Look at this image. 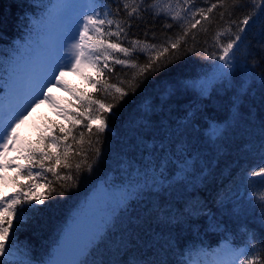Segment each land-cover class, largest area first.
<instances>
[{
    "label": "trees",
    "instance_id": "1",
    "mask_svg": "<svg viewBox=\"0 0 264 264\" xmlns=\"http://www.w3.org/2000/svg\"><path fill=\"white\" fill-rule=\"evenodd\" d=\"M50 1L0 0V71ZM92 1L96 8L104 3ZM215 2L195 0V6L207 8ZM258 2L242 0L234 18L242 19L250 12L259 16L253 7ZM219 11L211 14L212 24L201 22L208 28L207 34L199 26L193 29L195 47L189 37L186 45L166 53V66L136 81L135 91L128 82L136 69L114 66L108 82L126 88L129 95L118 102L105 92L94 95V99L116 105L114 115H109V128L100 135V143L94 144L101 154L97 158L94 150L88 153V162L93 164L90 172L85 168L77 174L74 165L80 158H74L72 169H59L60 180L45 173L56 193L61 184L71 187L66 188L65 196L53 193L43 205H35L25 213L23 222L14 225L12 239L17 249L27 253L24 259L33 264L48 262L98 185L109 178L121 183L132 173L137 181L134 193L116 209L77 264H191L193 260L202 262L225 244L241 250L239 260L259 254L264 239V181L251 173L264 167V17L247 30L232 72L212 80L206 90L195 88L190 81L217 63L207 57L215 33H223ZM151 19L147 12L134 21L136 38H142L145 22ZM168 22L172 23L170 18ZM163 23V19L155 21L158 36ZM179 32L174 25L168 35ZM221 38L226 42L228 36L222 34ZM205 48L207 52L202 51ZM145 62L141 55L138 63ZM86 82L73 83L71 93L60 96L59 104L74 110L73 92H94ZM40 113L39 128L26 135L24 144L36 143L53 124L68 126L65 118ZM80 131L85 132L83 147L87 149V131L78 127L77 138ZM20 163H24L22 158ZM14 173L15 168L5 174L4 188L9 193L16 190ZM69 173L76 178L63 179ZM45 183L38 182V192L47 191ZM19 259L13 253L0 259V264H15Z\"/></svg>",
    "mask_w": 264,
    "mask_h": 264
},
{
    "label": "snow or ice",
    "instance_id": "2",
    "mask_svg": "<svg viewBox=\"0 0 264 264\" xmlns=\"http://www.w3.org/2000/svg\"><path fill=\"white\" fill-rule=\"evenodd\" d=\"M113 5H115L114 9ZM241 6L242 0H232L231 4L228 0H216L207 8L196 7L195 0H175V5L172 0H169L164 6H161L160 0H131V2L104 0L102 7L90 11L91 14L83 15L73 39V58L66 64H61L47 81L40 83L35 90L31 91L25 109L16 114L0 130V183L6 181L2 170L15 168L12 180L16 185L15 191L0 195V259L15 253L21 257L15 261V264H33L31 259L23 258L27 256V253L15 247L12 237L15 234L14 225L23 222L25 213L33 210L35 205H43L46 199L56 193L55 184L47 179L45 173H51L60 180L59 169H72L74 158H80L74 165L77 174L85 168L89 172L92 171L93 164L88 162V153L94 150L95 156L97 158L100 156L101 149L94 147V144L100 143V135L109 128V115H114L113 109L116 106L114 103H106L93 97L100 92H105L112 95L118 102L129 95L126 88L108 82V74L113 73L114 66L121 65L124 68L136 69L128 82L129 88L135 91L139 86L135 83L136 81L141 77L147 79L149 74L158 72L166 66L164 64L166 53L178 50L182 44L186 45L189 37L193 40V47H195L196 36L193 29L199 26L207 34L208 28L201 22L212 24L211 14L219 9L218 17L223 33L221 31L215 33L213 50L207 58L218 61L214 66L213 78H224L236 66V54L245 39L247 30L257 19L264 17V0L253 4V7L259 10V16L255 12H250L242 19L234 18L237 9ZM98 8L99 11H97ZM147 12H151L152 19L145 22L142 38H136L138 33L132 31L134 21L142 19ZM197 16L199 19H196ZM169 18L172 23L168 22ZM158 19L164 20L160 36L157 35L155 28V21ZM174 25L180 29L179 34L168 35L174 29ZM222 34L228 36L226 42L222 40ZM154 40L159 42H152ZM204 43L207 44V40ZM202 51L207 52L208 49L205 48ZM117 53L123 54L124 58L115 55ZM141 55L146 58L143 64L138 63ZM82 68L95 72V75L85 74L94 92L82 95L73 92L72 95L76 101L75 109L62 107L52 98L51 88L55 84L64 87L62 78L65 70L77 72ZM204 87L205 85H201V89ZM45 102L55 104L59 115L68 121V126L53 124L51 130L41 134L36 143H21L17 129L33 109ZM78 127L87 131L89 137L87 149L83 147L85 132L80 131L77 138ZM10 150H15L18 155L8 157ZM21 158L24 163H15ZM261 163L264 164V159ZM37 168L40 170L33 171ZM251 175L258 176L264 181V167H259V170L253 171ZM21 177L25 178L23 182L20 180ZM75 178L71 173L63 177L65 180ZM41 180L46 182L44 187L47 191L44 193L37 190L38 182ZM70 187V184H61V190L56 194L63 197L66 195V188ZM251 250L255 251V245ZM237 264H264V239L260 242L259 254L247 256L239 260Z\"/></svg>",
    "mask_w": 264,
    "mask_h": 264
},
{
    "label": "rangeland",
    "instance_id": "3",
    "mask_svg": "<svg viewBox=\"0 0 264 264\" xmlns=\"http://www.w3.org/2000/svg\"><path fill=\"white\" fill-rule=\"evenodd\" d=\"M168 2L169 0H161L160 4L164 6ZM172 3L175 5V0H172ZM95 8L92 0H51L45 12L34 19L29 36L18 45V50L5 62L0 71V130L25 109L31 91L40 83L47 81L61 64H66L73 58L72 44L79 20H82L83 15L91 14L90 11ZM215 64L202 77L191 80L190 84L200 89L201 85H205L206 90L214 80ZM92 72L93 70L87 68L77 72L65 70L62 78L64 87L55 84L51 88L52 98L59 104L60 96L71 93L68 89H71L73 83V86L87 83L85 74ZM40 112L51 114L59 120L64 118L59 115L55 104L51 102L40 104L17 129L21 143H25L28 133L34 134L39 128ZM17 155L15 150L8 152V157ZM20 160L15 163H20ZM12 169L14 168L2 171L6 174ZM133 176V173L125 176L121 183L115 182L112 178L100 183L87 200L83 214L81 213L80 218L74 223L76 225L66 232L64 239L55 248L54 255L45 264H77L79 258L89 249V245L100 237L116 209L134 193L137 181ZM4 187L5 182L0 183V195L9 193ZM234 257L233 253L225 248L206 264H234Z\"/></svg>",
    "mask_w": 264,
    "mask_h": 264
}]
</instances>
